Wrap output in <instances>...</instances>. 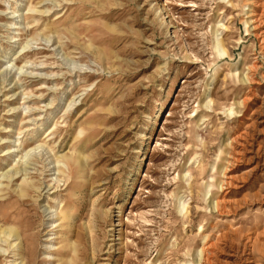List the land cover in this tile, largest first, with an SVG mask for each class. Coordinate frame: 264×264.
Listing matches in <instances>:
<instances>
[{
	"label": "rangeland",
	"instance_id": "374dc122",
	"mask_svg": "<svg viewBox=\"0 0 264 264\" xmlns=\"http://www.w3.org/2000/svg\"><path fill=\"white\" fill-rule=\"evenodd\" d=\"M0 264H264V0H0Z\"/></svg>",
	"mask_w": 264,
	"mask_h": 264
}]
</instances>
